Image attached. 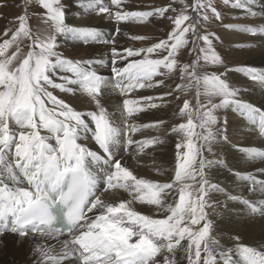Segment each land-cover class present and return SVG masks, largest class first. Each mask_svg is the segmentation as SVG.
<instances>
[{
	"label": "snow or ice",
	"instance_id": "6c2138e0",
	"mask_svg": "<svg viewBox=\"0 0 264 264\" xmlns=\"http://www.w3.org/2000/svg\"><path fill=\"white\" fill-rule=\"evenodd\" d=\"M31 2L46 10L44 27L34 32L25 12L16 18L15 30L5 29L9 38L0 43V237L39 238L33 246L38 257L34 264H178L180 253V264H236L233 253L242 264H264V250L240 243L239 237L232 238L233 248L222 245L212 235L214 222L207 211L216 203L214 194L240 199L214 181L213 170H227L251 193L264 196V179H257L256 170L228 168L221 145L237 146L226 134L227 118L217 115L231 109L264 136V109L244 100L243 88L230 84L227 77L228 72H239L264 90V70L226 65L213 44L219 37L206 25L216 21L253 36L264 35V26L225 24L215 0H180L179 11L172 3L138 10L130 7L131 0H79L86 14L114 21L112 38H105L96 26L67 23L62 0ZM223 2L228 5L231 0ZM231 7L264 18L260 0H235ZM154 17L172 22L166 38L150 46L118 48L122 22L144 23ZM58 37L109 46V59L68 58L58 50ZM25 39L31 42L27 51L21 47ZM131 40L146 37L133 35ZM190 44L195 59L181 63L179 56ZM106 63L107 77L99 72ZM208 65L222 66L223 71H208ZM174 75L182 82L161 95H136L139 90L167 88L166 81ZM57 90L66 98L55 94ZM193 90L195 105L185 98L176 114L183 122L170 126L177 142L169 182L138 176L125 166L126 155L136 159L149 147L165 143L158 136L134 138L165 124H140V115ZM110 93L120 97L112 112L102 103ZM78 94L95 110L74 107L70 98ZM238 150L264 159V150ZM113 190H123L131 199L106 202L104 197ZM134 201L154 207L162 218L137 211ZM243 203L250 213L264 216V200L259 207L247 199ZM61 219L67 223L66 240L59 239L64 235L58 226ZM50 239L56 245L45 243Z\"/></svg>",
	"mask_w": 264,
	"mask_h": 264
},
{
	"label": "bare ground",
	"instance_id": "6f19581e",
	"mask_svg": "<svg viewBox=\"0 0 264 264\" xmlns=\"http://www.w3.org/2000/svg\"><path fill=\"white\" fill-rule=\"evenodd\" d=\"M69 1H71L70 10L68 13L69 20L77 21L79 19L81 20L85 18V20H92V25H100L102 26V28L108 27L109 29L111 25L115 26L114 21L108 20L104 16L96 14H86L79 0ZM31 3V0H26V5H29ZM231 3L227 5L228 7H230L228 8V10L230 9V12L235 14L231 13L232 15L230 16V18L226 19L227 22L229 21L232 24L241 25L264 26V18L247 16L244 13V10L233 9L231 7ZM260 3L264 4V0H260ZM254 10L259 11V6H256ZM243 15H245V17L242 19H239V17H237ZM220 36L223 41L227 43V45H230L235 48H245V52H247L245 56L249 59L247 65L264 70V35L257 34L253 36L250 33L248 34L238 29H225L220 25ZM125 41V35H117L116 43L118 48L122 49L123 46L121 45H123L122 43ZM64 42L65 41H63V51L66 53L75 51L77 49H79L80 51V49L82 48L79 45L73 46V44L71 43L73 41L69 40L67 44H65ZM252 44H254L255 48L251 47ZM100 46L96 47V45H93L92 49L89 51L90 58L102 57L106 61H108L109 46ZM99 72L106 77L109 76V63H106L105 65L100 67ZM230 74L233 81L236 82L239 87L243 88V91L240 93L241 97L244 100L250 101L256 106L264 109V106L262 105L264 103V100L259 101V97L257 98L255 95L256 93L253 92V90L256 91L261 88V86L255 82L250 81L239 72L231 71ZM260 90L262 91L260 92L264 97V90H262V88ZM140 93L144 94L145 92L141 91ZM81 97L82 96L78 94L77 96L70 98L71 103L78 110L80 108V105L77 101ZM118 100H120V97L117 94L110 93L109 95L105 96L104 99H102V103L109 110V112H112L115 110L116 105H118ZM158 110L159 109L142 113L137 122L140 124L155 122V120L159 119L161 115V112H159ZM224 114L229 115L227 117L228 127L226 134L229 140L232 142L231 144H238L236 145L237 148H234L230 145H221V153L223 154L222 157L225 159L228 168L232 169L233 171H240L239 168L243 167L241 166V164H244L245 167H248L249 172L258 170L259 166H263L264 168V161H256V163H254L255 161L252 157H250L247 153L238 150L240 147H252L264 150V139L259 137V132L255 134L254 131H256V129L250 126V124L246 120H243V117L238 115L235 111H232L231 109L224 110ZM162 129L163 128L161 127V130ZM155 130L160 129H148L147 131H145L147 133L146 135H150V133L155 132ZM164 141L165 143L159 146L156 145V149H153L152 146L149 147L145 150L144 154H141L136 159H131L130 156L126 155L127 163L125 166H129L138 176H142L148 179L154 178V180L156 181H158V179L170 177L172 175L170 168L171 166H173V163H175L174 159L172 158L173 148L170 145L171 141L169 139H165ZM129 151L131 152L132 150ZM155 172L160 174L161 177ZM142 173L148 175V177L143 176ZM254 173H256V171ZM212 176L214 181H218L222 186L227 189L230 194H247L250 199L256 198L255 194H252L249 191L248 187L239 182L234 174H229L227 170H213ZM260 179H264V175H261ZM233 180H236V184L233 183V185H231V181ZM214 196L216 202L215 204L217 207L215 211V216H213V221L218 231V238L220 239L221 243L226 248H233L235 240L232 238L239 237V240H241L242 243H245L248 246L257 247L260 250L264 249V217L255 218L254 221H251V217H254L255 215L252 216L250 211H248L247 207L242 205L239 200H229L223 194H214ZM104 198L106 199V202L110 203H118L121 200L131 199L128 193L124 192L123 190H115V192H110L109 194H106ZM133 207L137 211L146 210L152 212V214L158 213L154 207L142 205L136 201L133 202ZM89 215L91 216L93 215V213H89ZM68 238L69 237L62 235L59 239L66 240ZM37 242H41L39 238H37L36 240L19 239L17 236L11 234H7L0 237V264H34L35 260L38 257L33 254V246L34 243ZM45 243L49 245H56L57 242L56 240L50 239L45 241ZM182 255L183 253H180L177 256L178 264H180L179 256ZM232 255L233 259L236 261V264H242L239 256L236 253H233ZM65 264H67V262H65ZM184 264H186V261L184 262Z\"/></svg>",
	"mask_w": 264,
	"mask_h": 264
},
{
	"label": "rangeland",
	"instance_id": "374dc122",
	"mask_svg": "<svg viewBox=\"0 0 264 264\" xmlns=\"http://www.w3.org/2000/svg\"><path fill=\"white\" fill-rule=\"evenodd\" d=\"M194 2H195V0H187V3H189V4H192ZM231 2L234 3L235 0H231ZM62 3L66 6L65 12H66V22L67 23H69L71 25H77V26L89 25V24L91 26H96V25H92V20L91 21L89 19L85 20V18L81 19V20L79 19L77 21L76 20L75 21L69 20L68 19V13L70 10L71 1L62 0ZM168 3H172L173 7L176 8L178 11L182 7L180 0H131L130 7H132V9H138V10H151L154 7L163 6V5H166ZM215 4L218 7V10H220L223 14V17H224L223 22L225 24L230 23L229 21L227 22L226 19H229L230 16L232 14H235V13L230 12V9L228 10V8H230V7L225 5L223 0H215ZM45 11L46 10H44L42 8V6H40L37 2H32L31 4L26 5V0H0V43H2L4 39L9 38V37L4 36L5 29L10 28V29L15 30V28L18 26L16 18L19 15L24 14L25 12L28 14L29 24H30V27L32 28V30L35 32V31L42 29L44 27V25L42 23V16H43ZM178 11L176 13L170 12L168 15L174 16V15L178 14ZM224 11H226V12H224ZM188 14L192 15L191 9L188 10ZM240 14H243V13H240ZM237 17H239V19H242L245 17V15L237 16ZM231 22H233V21H231ZM172 26H173L172 22L167 17H164V18L154 17V18H151L150 22H144V23H125V22H122L120 25V27L122 29L120 34L125 35V33H126L127 35H125L126 41L123 42L122 43L123 45H121V46H123V47L150 46L152 43L158 42L159 39L166 38L167 33L171 31ZM96 27L100 28L102 31L105 32V34H106L105 38H112V35L115 31L116 25L115 26L111 25L109 27V29H108V27L102 28V26H100V25L96 26ZM206 28L208 31L214 32L216 34V36L219 37L218 40L213 41V44H214L216 52L221 56V58L224 60L226 65H228L230 68L238 67L241 65H247V62L249 61V59L245 56L247 53V52H245V48H239V47L235 48V47H232L230 45H227V43H225L220 36V23L219 22L213 21L211 25H206ZM202 34H203V32H202ZM133 35L144 36V37H146V40H144V41H133V40H131V36H133ZM116 37H117V35H116ZM63 41H65L64 43L67 44L69 40H66L62 37H58V43L61 45L58 50L63 52V54L66 57L71 58V59H81V60L92 59V58H90V52L89 51L92 49L93 45H96V47H98L100 45H101L100 47H104V46H102L103 44H100V43H89V44L85 45L83 42L73 41V42H71L73 44V46L79 45L82 48L80 49V51H79V49H77V50H75L76 52L72 51V52L66 53L63 51ZM30 43L31 42L26 40V39L23 40V42L21 43L22 49L24 51H27L26 45H28ZM72 44H71V46H72ZM252 45H251V47L255 48L254 44H252ZM201 46H203V45L201 44ZM12 50H14V46H13V49L9 50V52H11ZM195 55H196L195 53L191 52V44H190L189 49L186 51H183V53L179 56V61L181 63H191L195 59ZM205 67L207 68L208 71H223L222 66L208 65ZM227 77H228V81L230 84L239 87L237 85V83L233 81L230 72L227 73ZM181 82L182 81L179 79V76L174 75L173 77H171L170 79H168L166 81V85L168 86L167 88L139 90L136 95H142L143 93H140V92L144 91L145 93L143 95L159 96L164 91L168 90L169 88L175 87V85L177 83H181ZM260 89L261 88H259L256 91L253 90V92L256 93L255 95L257 98L259 97L258 98L259 101H262V100H264V97L262 96V94H261L262 91ZM193 92H194V90L190 91L188 94L178 93V95L180 96V100H174V99L170 98V102L168 103V105L166 107H162L158 110L159 112H161V115H160V118L155 120V121H158V120L165 121V124L162 126V128H163L162 130L160 128V130H155V132L150 133V135H146L147 133L145 131H147L148 129H145L141 133H138L136 135V137H134V138H136V139L154 138V137L158 136L163 140L169 139L171 141L170 145L173 148L172 149V151H173L172 158L174 159V154H175L174 144L177 142V137L170 133V126L175 125L179 122H183L180 118H178V116L176 114L178 113V107L182 106V101L185 98L189 99L192 102V104L195 105V100L193 98ZM55 94H57L61 98H66L65 94L59 93L58 90L55 92ZM82 97H81L82 99L80 98L77 101V102H79V105H80L79 110H85V111L86 110H95V106L89 101V99L85 96H82ZM118 102H120V100H118ZM262 105L264 106V103ZM166 109H167V112H166ZM162 113H163V115H162ZM217 115L222 117V118L223 117L227 118L229 116L228 114H224V110H219L217 112ZM243 120H245V118H243ZM227 127H228V124H227ZM258 132H259L258 129H256V131H254L255 134ZM259 137L264 139V136L260 135ZM236 145H238V144H236ZM152 148L156 149L157 146L154 145V146H152ZM221 155H223V154L221 153ZM254 161H255L254 163H256V161L262 162V161H264V159H256V160L254 159ZM174 162H175V160H174ZM241 166H243V167L239 168L240 172H249L248 167H245L244 164H241ZM173 168H174V163H173V166H171V168H170L172 175H173V172H172ZM259 169L261 170L260 172H259ZM233 172H235V171H233ZM155 173L161 177L160 174H158L157 172H155ZM254 174L257 175V179H260V176L264 175L263 166H259L258 170H256V173H254ZM142 175L148 177V175H146V174L142 173ZM169 178L170 177H168V178L165 177L162 179H158V181L159 182H169ZM151 179L154 180V178H151ZM235 181L236 180L231 181V183H232L231 185H233V183L236 184ZM111 192H115V190H113ZM236 196L240 197L239 202L244 206H246L243 203L244 199H247L249 201L256 203V205L258 207L260 206L259 202L261 200H264V196H261L260 194H255L256 198H253V199H250V197L247 194L246 195L237 194ZM211 199H212V201H215V196L212 195ZM216 207H217L216 204H214V206L212 208L207 209V211L210 214V218L212 220H213V216H215ZM246 207H247L248 211H250L249 207L248 206H246ZM140 211L144 214H147V215H154L157 218H162V217H160L159 212L152 214V212H149L146 210H140ZM252 216H254V217H251V219H250L251 221H254L255 218L264 217V216H261L259 213L252 214ZM212 235L215 238L219 239L218 238V231L216 229L215 224H214ZM219 241H220V239H219ZM239 242L242 243L241 240H239ZM220 243H221V241H220ZM242 244H245V243H242ZM262 250H264V249H262ZM203 256H204V253L202 252V257Z\"/></svg>",
	"mask_w": 264,
	"mask_h": 264
}]
</instances>
